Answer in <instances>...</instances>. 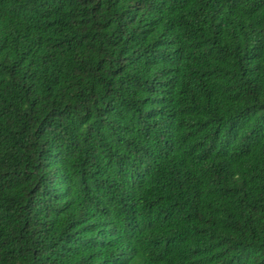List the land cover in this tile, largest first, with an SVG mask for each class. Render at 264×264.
Segmentation results:
<instances>
[{"label":"trees","instance_id":"obj_1","mask_svg":"<svg viewBox=\"0 0 264 264\" xmlns=\"http://www.w3.org/2000/svg\"><path fill=\"white\" fill-rule=\"evenodd\" d=\"M0 264H264V0H0Z\"/></svg>","mask_w":264,"mask_h":264}]
</instances>
